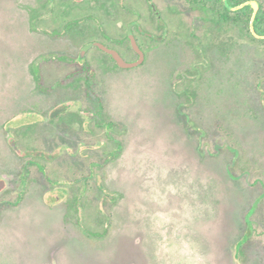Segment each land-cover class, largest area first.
Segmentation results:
<instances>
[{
	"label": "rangeland",
	"instance_id": "374dc122",
	"mask_svg": "<svg viewBox=\"0 0 264 264\" xmlns=\"http://www.w3.org/2000/svg\"><path fill=\"white\" fill-rule=\"evenodd\" d=\"M47 3L0 0V177L7 183L0 202L24 191L16 208L0 214V264H264V42L187 12L184 20L165 18L164 41L135 31L146 53L139 68L113 69L93 48L85 57L89 81L83 73L57 83L45 63L55 53L77 59L93 39L137 59L100 26L122 41L133 21L162 31L145 0ZM74 19L83 21L67 37L49 35ZM34 63L46 66L49 94L31 73ZM84 81L101 107L81 94ZM72 98L113 127L86 117L82 151L72 129L68 156L54 152L60 139L50 113L76 107ZM32 151L56 154L32 157L51 183L25 157ZM246 216L256 227L250 240Z\"/></svg>",
	"mask_w": 264,
	"mask_h": 264
},
{
	"label": "flooded vegetation",
	"instance_id": "af4514ba",
	"mask_svg": "<svg viewBox=\"0 0 264 264\" xmlns=\"http://www.w3.org/2000/svg\"><path fill=\"white\" fill-rule=\"evenodd\" d=\"M135 1V0H134ZM157 0H145V2L148 5L149 11L152 14L155 23L158 25V27L161 29L162 33L161 35H155L152 32L147 31L143 25L138 22V21H133L130 22L128 27H127V31H126V35L124 36V40H118V39H112L111 37H109L107 34L104 33L102 27L100 26V29L103 33V36L105 37L106 40L114 43L115 45H120V46H126V44L129 46V48L134 51L137 55V59L136 60H130L129 58L126 57V55L117 47V46H112L109 45L105 42H102L100 40H91L89 42H87L84 47L82 48L80 55L78 56V58H73L71 56H69L68 54H63V53H55V59L52 58L51 60L48 61V63H45V65H48L50 68H52V70H55V73L57 74V83H62L63 79L66 78L67 80L70 78H80L81 74H87L85 78V81H89L90 78H92L93 74V69L91 68V66L89 65V63L85 60L86 54L88 51H91V49L93 48H97L99 49L102 53L101 55L103 57H105L107 60H109V63H112V67L113 69L116 70H134L139 68L140 66H142L145 61H146V53L142 47V45L140 44L138 38L135 35V31L142 35L145 36L146 38H149L151 40H155V41H164L165 40V35L167 33V21L165 20V18H169V17H174L177 20H184L186 18V13H190V15L196 17V15L200 14V19H203L205 22H209L213 25V27L215 29H217L215 27V24L212 22V19H208V17H204L202 16L203 14L199 13L197 10V0H159L162 1L163 3L166 4V8L165 10L160 9L157 6L156 3ZM252 1H256V2H260L259 0H252ZM54 0H48V3H53ZM111 1H109L108 3H110ZM223 2H225V0H223ZM250 2V1H249ZM48 3H47V7H48ZM180 3H182L183 5H181ZM180 4V5H179ZM225 4V3H224ZM245 4V3H244ZM260 4V3H259ZM241 6V5H240ZM239 7V6H238ZM261 7V5H260ZM236 8V7H234ZM253 8V7H252ZM234 11V10H232ZM139 14V12H138ZM95 19L96 22H98L99 20L97 18H93ZM83 19H74L68 23H66L63 26L62 31H54L53 33L49 34L52 38L53 37H58V38H64L67 37L66 35L68 34V32L77 27L78 25H80L82 23ZM222 28H220V30H224L226 28L229 29H238L241 33H244L246 31H242L239 27H230L228 25H221ZM36 28L33 26V30H35ZM253 28H251L250 33L251 35H253L256 39L258 40H264L263 38H257L255 36V34H257L255 31L253 32L252 30ZM219 30V29H217ZM188 31H190V34H192L193 28L189 27ZM247 33V32H246ZM258 35V34H257ZM131 36L134 38V40L136 41L137 45L139 46L140 50L144 53L145 55V59L142 62V64H140L137 67H133V68H123L120 67L117 64V61L114 59V57L109 54L108 52L104 51L103 49H101L98 46H94L92 48H90L86 54L81 57L82 51L83 49L89 45V44H95L98 43L104 47H106L109 50L115 51L119 54L120 57L123 58V60L126 63H136L139 58L140 55L135 51L134 47H133V43H132V39ZM260 36V35H258ZM260 37H264V36H260ZM251 38V37H250ZM54 56V55H53ZM113 62H111V60ZM45 65L40 64V63H34L32 65L31 68V73L33 74V77L36 81V77L40 78L41 84L39 85L38 82L36 81L38 87L40 88L41 92L43 94H49V92L53 89L52 86H49L46 84L45 81ZM33 68H36L37 70V75L34 74ZM63 77V78H62ZM75 81V80H74ZM84 81V82H85ZM84 82H80L81 88H82V92L81 94L84 95L85 97H88L89 100L94 101L95 103L97 102L99 104V106L101 107V99L100 97L96 94V92H94V87L90 86L89 87V82L84 84ZM83 83V84H82ZM78 89L80 88L79 86H77ZM77 89V90H78ZM93 89V90H92ZM72 95H75V93L73 92ZM71 98V96L69 97ZM74 100V102H79L77 103L75 107V105L72 107L71 105H69L66 108L60 107L57 109V107L50 113V120L51 122V127L53 129V127L57 126V133L59 134V141L60 143L56 142V149L54 150V152H59L62 154H67L68 156L72 155V150H71V144H70V139H68L67 137L70 135V131L72 129H76L78 131L77 133V137H78V142H77V153L80 155V152L82 151V147L84 144V137L86 133H90L89 131H87L86 129V122H85V118L87 117V119H92L94 124H97V126L106 128L107 130L112 129L113 127V123H97L100 121V119L96 118L95 116H91L88 115V113H86V109L84 106V101H82L80 98H72ZM81 101V103H80ZM76 108V109H75ZM71 110H77L78 113L77 114H72V119L68 118V112H70ZM88 115V116H87ZM66 118V119H65ZM70 119L72 120V122H70ZM94 120H97L96 122ZM28 125V124H27ZM30 125V124H29ZM53 134V133H52ZM61 136L63 137L61 139ZM109 137L111 139L112 142H116V148L119 150H123V144L121 143V141H119L118 139L114 138L115 136H113L112 134H109ZM55 142V141H54ZM62 146V150L59 148ZM13 150L16 152V149L14 146H12ZM61 152H60V151ZM16 154L18 155V152H16ZM53 154V153H52ZM110 155L114 154V151L112 150V152H109ZM36 156V157H41L46 161H52L55 159L56 154H53L52 156H48L46 155L44 152H38V151H32L30 153H26L25 157H30L29 162L31 164H34L35 169L37 172H39V174L41 175L42 178H44V180L47 183H51L52 182V178L49 176V173L46 170V167L37 162L36 159H33L32 157ZM42 168V170H40V168ZM44 171V172H43ZM33 172H30V174H32ZM24 178H27L26 175H22ZM0 180L5 182V187L0 191V193H3L6 189H7V183L6 181L0 177ZM87 177H80L78 180H76V182H81V181H86ZM24 194V191L22 188L18 187V189H15V193L14 196H16V198H6V199H2V202H0V214L4 211L10 210L12 208H16L17 206L14 205L17 200V198L19 199L22 195Z\"/></svg>",
	"mask_w": 264,
	"mask_h": 264
},
{
	"label": "trees",
	"instance_id": "16d2710c",
	"mask_svg": "<svg viewBox=\"0 0 264 264\" xmlns=\"http://www.w3.org/2000/svg\"><path fill=\"white\" fill-rule=\"evenodd\" d=\"M252 0H197V10L199 13L212 19V22L215 24V27L219 29L221 25H228L230 27H239L242 31H246L250 37L256 42H264V40H258L253 35H251V28L260 35L264 36V7H260L257 14L254 16V9L251 6H244L237 11H232L234 7H238L244 3H247ZM260 1V0H259ZM225 3V4H224ZM34 74L37 75L36 68H33ZM38 84H41L40 78L36 77ZM40 168V167H39ZM42 170V168H40ZM44 172V171H43ZM14 205H18L15 203ZM245 234L250 240L255 235L256 232L254 227V221L249 217L245 218ZM106 231L102 235H97L104 237ZM244 248H242L243 250Z\"/></svg>",
	"mask_w": 264,
	"mask_h": 264
},
{
	"label": "water",
	"instance_id": "95a60500",
	"mask_svg": "<svg viewBox=\"0 0 264 264\" xmlns=\"http://www.w3.org/2000/svg\"><path fill=\"white\" fill-rule=\"evenodd\" d=\"M248 5L251 6V7H253V9H254V16H255V15L257 14V12L259 11V9H260V4H259L258 2H256V1H250V2H247V3L242 4L241 6H239V7H237V8H233L232 10L237 11V10L241 9L242 7H244V6H248ZM252 30H253V32H254V29H252ZM255 36H256L257 38H263V39H264V37H260V36H258L257 34H255ZM131 39H132V43H133V47H134L135 51L140 55V58H139V60H138L136 63H126V62L123 60V58L119 56V54H118L117 52L112 51V50H109V49H107L106 47H104V46H102V45H100V44H98V43L87 45V46L83 49L82 54H81V57H83V56L86 54V52H87L90 48H92V47H94V46H98V47H100L101 49H103L104 51H106V52H108L109 54H111V55L114 57V59L117 61V64H118L120 67H123V68H133V67H137V66H139L140 64H142V62H143L144 59H145V55H144V53L140 50L139 46L137 45L136 41L134 40V38H133L132 36H131ZM4 187H5V182L2 181V180H0V191H1Z\"/></svg>",
	"mask_w": 264,
	"mask_h": 264
}]
</instances>
